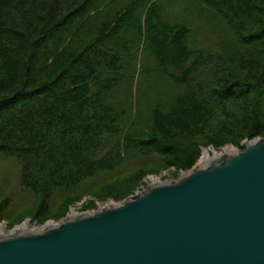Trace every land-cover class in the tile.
<instances>
[{
	"label": "trees",
	"instance_id": "1",
	"mask_svg": "<svg viewBox=\"0 0 264 264\" xmlns=\"http://www.w3.org/2000/svg\"><path fill=\"white\" fill-rule=\"evenodd\" d=\"M113 1L0 0V155L18 161L20 184L38 201L11 225L67 216L83 196L54 214L58 190L115 171L132 153L187 171L203 147L264 138V0H198L233 34L232 54L193 44L191 26L166 18L160 0ZM142 47L154 61L147 71L183 89L156 98L146 126L126 128L114 93ZM147 175L106 183L99 200H123ZM12 201L0 200V222Z\"/></svg>",
	"mask_w": 264,
	"mask_h": 264
},
{
	"label": "water",
	"instance_id": "2",
	"mask_svg": "<svg viewBox=\"0 0 264 264\" xmlns=\"http://www.w3.org/2000/svg\"><path fill=\"white\" fill-rule=\"evenodd\" d=\"M123 201L0 234V264H264V138Z\"/></svg>",
	"mask_w": 264,
	"mask_h": 264
},
{
	"label": "rangeland",
	"instance_id": "3",
	"mask_svg": "<svg viewBox=\"0 0 264 264\" xmlns=\"http://www.w3.org/2000/svg\"><path fill=\"white\" fill-rule=\"evenodd\" d=\"M125 1L114 0L110 3V7L114 9ZM160 2L164 7L166 18L185 22L191 26L193 30L191 42L193 44L219 50L225 54H232L237 50V41L224 26L221 16L205 7L198 0H160ZM153 65L154 61L147 50L143 47L140 48L137 62L128 71V77L114 93L117 98L124 100L126 104L127 114L123 119L126 128L130 126L143 128L146 126L149 111L155 103V99L159 98L161 102H166L183 89L169 83L159 74L151 75L147 68ZM226 148L239 147L233 144L219 150L213 147H203L201 157L204 156L206 150L209 152L210 157H213L216 156L217 152L221 153ZM166 169H168L166 164L157 155L143 156L139 153H132L126 157L124 163L115 171L91 178L78 189L58 190L52 199V212L59 214L70 201L79 196L86 197L87 201L98 203L97 200L101 198L100 195L104 194L101 190L103 185L115 180L129 178L139 170H145L148 173L142 183L150 184L153 175L161 174ZM8 195L12 196L13 201L3 220L9 224L30 214L38 202L37 197L20 184L18 161L14 157L0 155V200ZM86 207L88 208L90 205L86 204L84 208Z\"/></svg>",
	"mask_w": 264,
	"mask_h": 264
},
{
	"label": "built area",
	"instance_id": "4",
	"mask_svg": "<svg viewBox=\"0 0 264 264\" xmlns=\"http://www.w3.org/2000/svg\"><path fill=\"white\" fill-rule=\"evenodd\" d=\"M218 154L219 153L217 152L216 155H218ZM201 160H202V157L199 159L198 162H200ZM184 172H185V170H177L176 167H170V168L164 170V172L161 173V174L153 175L151 180H152V182L169 180V179H173V178L177 177L178 175H180V174H182ZM148 185L149 184H143L142 183L140 185V187L131 195L132 196H136L138 193L144 191L147 188ZM86 199L87 198L85 197V198L81 199L80 201H77L76 203L71 204L69 206V211H68L67 215L76 214V213L81 212L83 210H95L97 208H101L106 203V202H102L100 200H97V201H99L98 203L91 204L90 207L84 208V206L86 204L90 203V201H87ZM123 202L124 201L121 200V201H118L117 203L118 204H122ZM63 218H60L59 220H50V221L46 222L45 224H40V223H38L36 221H33L30 217H27L22 222L14 224V225H11L8 222H5L4 220H2L0 222V231H3V233H13V232L16 231V228L22 227V226H26L25 228L39 230V229L44 228L48 224L58 223Z\"/></svg>",
	"mask_w": 264,
	"mask_h": 264
},
{
	"label": "bare ground",
	"instance_id": "5",
	"mask_svg": "<svg viewBox=\"0 0 264 264\" xmlns=\"http://www.w3.org/2000/svg\"><path fill=\"white\" fill-rule=\"evenodd\" d=\"M226 149H230L231 150V148H226ZM210 158V154H209V152L206 150L205 152H204V156L202 157V160L201 161H205V160H207V159H209ZM113 205H120V204H118L117 202H112V200H109V202H106L102 207H106V206H113ZM26 226H22V227H18V228H16V230H18V229H22V228H25ZM0 234H5V233H3V231H0Z\"/></svg>",
	"mask_w": 264,
	"mask_h": 264
}]
</instances>
